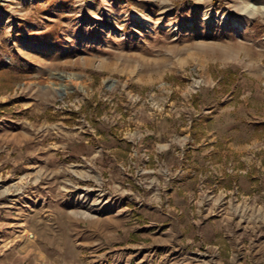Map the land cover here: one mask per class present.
Segmentation results:
<instances>
[{"label": "rangeland", "instance_id": "obj_1", "mask_svg": "<svg viewBox=\"0 0 264 264\" xmlns=\"http://www.w3.org/2000/svg\"><path fill=\"white\" fill-rule=\"evenodd\" d=\"M133 1L0 0V264H264V0Z\"/></svg>", "mask_w": 264, "mask_h": 264}, {"label": "trees", "instance_id": "obj_2", "mask_svg": "<svg viewBox=\"0 0 264 264\" xmlns=\"http://www.w3.org/2000/svg\"><path fill=\"white\" fill-rule=\"evenodd\" d=\"M129 1L130 2H135L133 0H129ZM136 3L139 4L142 7H146L147 9H149V6L145 2H143V1H137Z\"/></svg>", "mask_w": 264, "mask_h": 264}, {"label": "bare ground", "instance_id": "obj_3", "mask_svg": "<svg viewBox=\"0 0 264 264\" xmlns=\"http://www.w3.org/2000/svg\"><path fill=\"white\" fill-rule=\"evenodd\" d=\"M87 200H88V197L86 195H81V202H85ZM86 206H87V204H86Z\"/></svg>", "mask_w": 264, "mask_h": 264}, {"label": "crops", "instance_id": "obj_4", "mask_svg": "<svg viewBox=\"0 0 264 264\" xmlns=\"http://www.w3.org/2000/svg\"><path fill=\"white\" fill-rule=\"evenodd\" d=\"M14 11V10H13ZM15 12V11H14ZM7 17L5 15L0 16V24H2Z\"/></svg>", "mask_w": 264, "mask_h": 264}]
</instances>
